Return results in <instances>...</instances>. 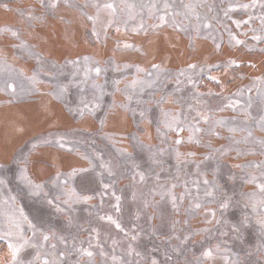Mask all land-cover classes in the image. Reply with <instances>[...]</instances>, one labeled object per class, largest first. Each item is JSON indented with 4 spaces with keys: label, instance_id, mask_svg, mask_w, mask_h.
Instances as JSON below:
<instances>
[{
    "label": "rangeland",
    "instance_id": "obj_1",
    "mask_svg": "<svg viewBox=\"0 0 264 264\" xmlns=\"http://www.w3.org/2000/svg\"><path fill=\"white\" fill-rule=\"evenodd\" d=\"M164 147L207 195L128 205ZM0 240V264H264V0H0Z\"/></svg>",
    "mask_w": 264,
    "mask_h": 264
},
{
    "label": "trees",
    "instance_id": "obj_2",
    "mask_svg": "<svg viewBox=\"0 0 264 264\" xmlns=\"http://www.w3.org/2000/svg\"><path fill=\"white\" fill-rule=\"evenodd\" d=\"M258 144H260V142H258ZM261 149H262V147H261ZM163 151H164V157H163L164 163H167V165H168V167L165 166L166 171L163 172V173H162L163 169L161 167H157L156 165H150L149 163L146 162L147 158L150 159V161H151L153 153H148V152L145 151L148 155L147 156L145 155L146 157H144V162L141 163V165H139L138 167L136 166V168L138 170V172H137L138 177L135 175V178L138 181V183H137L138 187H134L136 189H134L130 193L126 189L127 188L126 185L121 189L123 191L124 195L126 197H128L126 199V203L128 205L130 204V202H129L130 195L132 193H136L137 197H138L137 200H139L141 202V204H142V208L140 210L143 211L144 208H145V205H146V200H148L150 198V196L154 192L153 188H155L158 191V192L154 193V196L158 195L157 198H159V199L160 198H164V197L169 199L170 197L168 195V191H169L168 188L169 189L170 188L171 189L174 188V183H176V182L179 184V187L186 188V189L190 190L191 193L196 194V196L198 198H203V196L207 195L206 191H203V194H201L199 192V190H206V188L198 180L200 178L198 177L197 173L196 172L192 173L190 171L191 169L193 170L195 168V169H198V171L201 172V170H202V168L200 167L201 165L200 164L197 165V163H191L188 167H185V168H183L181 166L177 167L175 165V163H174V160L171 159L172 154H170V152L168 151L167 147H164ZM151 172H154V173H151ZM147 173H149L150 176H148ZM168 176H170V177H168ZM139 182H140L141 186H139ZM98 183L103 185V182H101V181H98ZM171 185L173 187H170ZM103 187H107V185H103L102 188ZM146 187L148 189H146ZM97 188H100L99 185L97 186ZM100 191L102 193L103 190H100ZM123 193H122L121 199H120V195H116L117 199L113 201V204H114L115 208L119 209V205L120 204L118 203V201H120V200H122L124 198ZM124 207H125V211L124 212H120V214L117 212L118 215H115V216L113 215V217H116L117 221L114 218H113V220H111V218H110V219H108V221H106L104 219L105 215H102V214H101V216L99 218V221H105V222H108V223H110V221H112L111 224L113 225V227H114V229L116 231H119V230L123 229L125 227L126 223H131L132 222L131 219L134 216V211L131 208L126 207L125 204L123 205V209H124ZM234 217H238V216L235 215ZM235 220H236V218H234V221ZM144 222L146 223V221H144ZM105 224H107V223H105ZM143 226H145V225H143ZM156 226H159V225H156ZM142 233H143V229H142ZM251 234L253 236L254 235L256 236V234H254V232H251ZM167 236H169V235H167ZM253 236L252 237L249 236L247 238V240L249 239L250 241L255 242L254 239H253ZM150 237H153V234H151ZM147 241L148 242H143V244L150 243V245H152L153 242L151 241V239H148ZM242 242H244V239L242 240ZM196 244L200 245L201 243L200 242H196ZM158 245L161 246L160 244H158ZM194 245H192V246H194ZM4 246H5L4 242L2 240H0V248L3 249ZM240 248L242 249V246ZM2 249L0 250V252H2Z\"/></svg>",
    "mask_w": 264,
    "mask_h": 264
}]
</instances>
